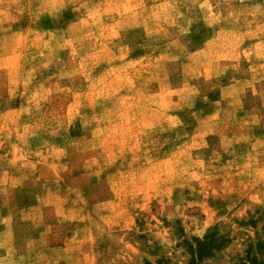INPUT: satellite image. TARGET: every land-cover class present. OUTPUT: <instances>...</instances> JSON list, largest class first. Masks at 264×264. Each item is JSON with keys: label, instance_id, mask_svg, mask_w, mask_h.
Wrapping results in <instances>:
<instances>
[{"label": "rangeland", "instance_id": "1", "mask_svg": "<svg viewBox=\"0 0 264 264\" xmlns=\"http://www.w3.org/2000/svg\"><path fill=\"white\" fill-rule=\"evenodd\" d=\"M0 264H264V0H0Z\"/></svg>", "mask_w": 264, "mask_h": 264}, {"label": "trees", "instance_id": "2", "mask_svg": "<svg viewBox=\"0 0 264 264\" xmlns=\"http://www.w3.org/2000/svg\"><path fill=\"white\" fill-rule=\"evenodd\" d=\"M194 242H195V245H196V251H195V257H200L201 256V252H202V249L205 245H207V239L203 240V241H198L197 239H194Z\"/></svg>", "mask_w": 264, "mask_h": 264}]
</instances>
